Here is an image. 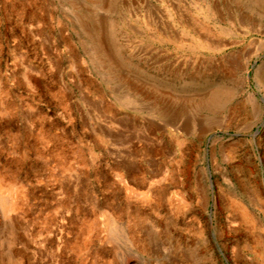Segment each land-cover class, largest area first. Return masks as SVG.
<instances>
[{"label":"rangeland","instance_id":"1","mask_svg":"<svg viewBox=\"0 0 264 264\" xmlns=\"http://www.w3.org/2000/svg\"><path fill=\"white\" fill-rule=\"evenodd\" d=\"M0 264H264V0H0Z\"/></svg>","mask_w":264,"mask_h":264}]
</instances>
